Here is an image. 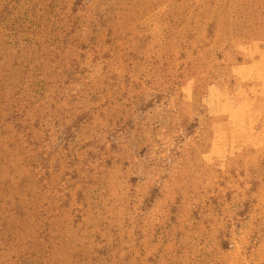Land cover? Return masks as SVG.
Listing matches in <instances>:
<instances>
[{
    "label": "rangeland",
    "instance_id": "obj_1",
    "mask_svg": "<svg viewBox=\"0 0 264 264\" xmlns=\"http://www.w3.org/2000/svg\"><path fill=\"white\" fill-rule=\"evenodd\" d=\"M0 264H264V0H0Z\"/></svg>",
    "mask_w": 264,
    "mask_h": 264
}]
</instances>
